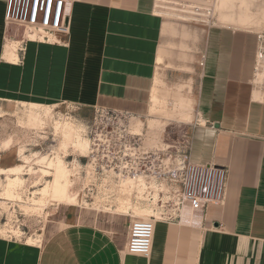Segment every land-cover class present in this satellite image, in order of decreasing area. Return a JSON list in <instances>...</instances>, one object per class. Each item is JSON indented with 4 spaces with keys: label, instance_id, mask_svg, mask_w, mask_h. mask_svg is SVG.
<instances>
[{
    "label": "crops",
    "instance_id": "crops-1",
    "mask_svg": "<svg viewBox=\"0 0 264 264\" xmlns=\"http://www.w3.org/2000/svg\"><path fill=\"white\" fill-rule=\"evenodd\" d=\"M7 5L0 0L4 101L70 103L144 117L162 94L161 71L176 62V46L193 40L202 55L188 156L226 169L228 186L221 204L156 218L148 256L128 250L132 214H99L64 202L38 244L0 236V264H264L258 32L214 24L205 35L183 39L187 33L159 12L156 0H74L68 33L47 39L7 22Z\"/></svg>",
    "mask_w": 264,
    "mask_h": 264
},
{
    "label": "rangeland",
    "instance_id": "rangeland-1",
    "mask_svg": "<svg viewBox=\"0 0 264 264\" xmlns=\"http://www.w3.org/2000/svg\"><path fill=\"white\" fill-rule=\"evenodd\" d=\"M157 9L167 20L181 26L182 34L187 33L183 39L193 38L190 33L205 35L214 24L264 32V0H217L211 22L170 7ZM20 29L32 37L46 34L25 27ZM9 37L18 41L14 32ZM192 41L186 40L185 45L180 42L176 46V62L171 60L164 65L162 94L154 101L151 113L131 118L136 122V132L142 135L143 146L160 153L164 160L169 158L170 164L183 158L197 121V110L191 101H197L202 53L199 47L194 49ZM262 79L264 73L259 74L258 81ZM102 112L105 111L70 103L39 105L0 100L1 237L38 244L50 219L64 202L102 211L95 212L99 214L128 212L134 219L166 216L170 210L164 209L166 204L157 194L153 200L130 197L132 179L122 185L124 195L117 199H82L79 182L81 167L90 153L88 131ZM81 142L87 144V149L78 146Z\"/></svg>",
    "mask_w": 264,
    "mask_h": 264
},
{
    "label": "built area",
    "instance_id": "built-area-1",
    "mask_svg": "<svg viewBox=\"0 0 264 264\" xmlns=\"http://www.w3.org/2000/svg\"><path fill=\"white\" fill-rule=\"evenodd\" d=\"M73 1L8 0L6 19L11 25L45 32V35L39 34L48 39L49 34L68 33ZM159 1L180 13L197 19L205 18L209 22L214 19L217 3V0H156V6ZM257 60V71L260 64L264 69V32L258 33ZM260 83L264 87V79ZM104 111L88 131L90 153L81 167L79 182L82 199H117L124 195L121 194V185L133 179L135 186L131 190V198L153 200L157 194L166 204L164 209L179 213L188 208L204 210L209 204L225 201L228 186L226 169L214 164L191 162L188 146L183 158L170 164L169 158L164 160L160 153L150 152L143 146L142 135L136 132V122L131 120L136 116ZM142 186L145 187L143 192L138 188ZM155 226L156 217L134 219L128 241L129 252L150 255Z\"/></svg>",
    "mask_w": 264,
    "mask_h": 264
},
{
    "label": "bare ground",
    "instance_id": "bare-ground-1",
    "mask_svg": "<svg viewBox=\"0 0 264 264\" xmlns=\"http://www.w3.org/2000/svg\"><path fill=\"white\" fill-rule=\"evenodd\" d=\"M157 4H158V2H157ZM184 4H185V3H184ZM159 5H161V7H169V6H167V4H165L166 6H164V4H163L161 1H159ZM189 5H190V4H189ZM185 6H186V5H185ZM222 19H223V18H222ZM230 20H231V19H228V20H225V19H224V21H226V22H230ZM51 35H52V34H51ZM44 38H45V37H44ZM49 38H50V36H49ZM259 67H260V65H259ZM261 67H262V64H261ZM261 67L259 68V69H260L259 74L264 73V69L262 68V69H263V70H262ZM257 72H258V71H257ZM258 76H259V75H258ZM258 76H257V77H258ZM257 79H259V77H258ZM262 80H263V79H262ZM257 81H258V80H257ZM87 140H88V142H89V150H90V141H89V138H88ZM78 146H79L80 148L84 149V150L87 149V144H86V143L84 144V143L81 142L80 145H78ZM139 178H142V176H140ZM132 180H133V179H132ZM127 182H130V181H126V182H124L122 185H126ZM134 184H135V183H134ZM122 185H121V186H122ZM134 186H135V185H134ZM138 188H139V191H142V190H144L145 187L142 186V187H138ZM121 190H122V188H121ZM62 194H64V191H62ZM64 195H65V194H64Z\"/></svg>",
    "mask_w": 264,
    "mask_h": 264
}]
</instances>
